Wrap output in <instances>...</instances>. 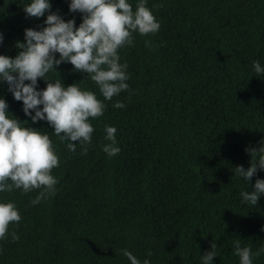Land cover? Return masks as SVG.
Listing matches in <instances>:
<instances>
[{
  "label": "trees",
  "instance_id": "16d2710c",
  "mask_svg": "<svg viewBox=\"0 0 264 264\" xmlns=\"http://www.w3.org/2000/svg\"><path fill=\"white\" fill-rule=\"evenodd\" d=\"M25 3L0 0V54L14 56L23 29L42 26L43 15L26 16ZM50 3V11L80 22L67 0ZM147 6L159 30L133 33V44L118 50L131 92L104 101L103 114L91 119L86 153L78 144L69 152L46 121L25 117L21 102L0 85L11 114L48 131L59 158L47 199L31 205L37 190L0 193L21 217L9 225L18 238L0 239V264H129L121 248L141 260L150 251V264H201L211 242L212 264H238L237 240L257 253L252 264H264V196L254 206L239 197L264 170L257 168L248 183L234 170L246 168V149L264 141V71L258 77L251 70L252 60L264 64V0H147ZM55 67L58 74L48 76L103 99L70 63ZM38 86L44 87L40 78ZM117 99L123 109L111 106ZM105 124L115 126L120 149L111 158L101 151Z\"/></svg>",
  "mask_w": 264,
  "mask_h": 264
},
{
  "label": "clouds",
  "instance_id": "9594fccd",
  "mask_svg": "<svg viewBox=\"0 0 264 264\" xmlns=\"http://www.w3.org/2000/svg\"><path fill=\"white\" fill-rule=\"evenodd\" d=\"M22 8L26 16L43 15L42 26L23 29V39L15 43L18 51L14 56L0 54V85L5 86L14 100L21 102L25 117L33 123L46 121L51 132L61 142H66L69 152L75 151L78 144L84 154L91 143V119L103 114L104 101L122 91L131 92L126 82L127 62H121L118 50L133 44V33L140 36L156 33L160 22L147 6V0H135L134 7L131 0H67L68 11L80 13L78 24H74L72 18L64 19L50 11V0H27ZM144 44L151 46L149 40ZM61 62L70 63L72 71L85 73L103 99H99L96 92L81 88L79 83L64 85L59 76H48L50 72L58 74L55 66ZM251 70L259 77L264 64L252 60ZM38 78L44 81L43 88L38 86ZM111 106L123 109L125 104L117 99ZM103 131L106 143L101 145V151L111 158L120 151L116 128L105 124ZM246 151L250 153L248 166L236 165L234 170L248 183L257 168L264 170V141L259 147ZM58 162L48 131L25 126V121L11 114L0 94V193L37 190L29 204H38L55 192L57 178L52 169ZM259 196H264V178L258 177L250 191H240V203L254 206ZM20 219L15 202L0 198V239L7 235L16 240L17 234L9 225H15ZM261 230L264 231V225ZM215 248L216 244L211 242L209 249L200 254L201 264H212ZM119 252L129 264H150V251L142 260L127 248ZM232 252L238 264H252L257 255L247 245L241 246L239 240L234 241Z\"/></svg>",
  "mask_w": 264,
  "mask_h": 264
}]
</instances>
